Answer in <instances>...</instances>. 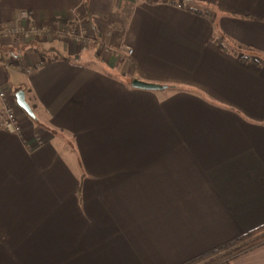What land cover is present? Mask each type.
Returning a JSON list of instances; mask_svg holds the SVG:
<instances>
[{
    "label": "crops",
    "instance_id": "0c3cea01",
    "mask_svg": "<svg viewBox=\"0 0 264 264\" xmlns=\"http://www.w3.org/2000/svg\"><path fill=\"white\" fill-rule=\"evenodd\" d=\"M20 10L92 40H0L35 114L0 130V264H182L264 224V0H0V25Z\"/></svg>",
    "mask_w": 264,
    "mask_h": 264
},
{
    "label": "built area",
    "instance_id": "2783aa9c",
    "mask_svg": "<svg viewBox=\"0 0 264 264\" xmlns=\"http://www.w3.org/2000/svg\"><path fill=\"white\" fill-rule=\"evenodd\" d=\"M112 28V25L108 26L107 32L109 33ZM49 33H53L54 37L62 41L79 46L88 45L92 40L91 34L78 20L65 27H61L56 23L52 25L44 22L39 23L38 21L31 20L27 10L18 11L13 21L0 25V40L9 39L21 42L30 38L46 39ZM102 43L99 42V45L104 51H108L110 47ZM121 49L125 50L128 55H131L133 52L128 46H123ZM16 67L20 71L30 73L33 69L39 67V65H36L34 68L20 62L17 63ZM19 108L13 100L10 90L0 83V130L15 133L24 139V132L18 117ZM38 142L41 143V138L38 139Z\"/></svg>",
    "mask_w": 264,
    "mask_h": 264
},
{
    "label": "trees",
    "instance_id": "16d2710c",
    "mask_svg": "<svg viewBox=\"0 0 264 264\" xmlns=\"http://www.w3.org/2000/svg\"><path fill=\"white\" fill-rule=\"evenodd\" d=\"M190 2L191 0H186ZM69 59V58H68ZM16 93V91L14 92ZM264 243V224L182 264H220Z\"/></svg>",
    "mask_w": 264,
    "mask_h": 264
},
{
    "label": "water",
    "instance_id": "95a60500",
    "mask_svg": "<svg viewBox=\"0 0 264 264\" xmlns=\"http://www.w3.org/2000/svg\"><path fill=\"white\" fill-rule=\"evenodd\" d=\"M132 86L141 88V89H147V90L163 89L165 87V85H161L158 83H152V82H146V81H143L137 78L133 79ZM15 99H16V104L20 107V109L25 111L29 116H32V117L35 116L32 107L26 100L25 93L23 90L16 91Z\"/></svg>",
    "mask_w": 264,
    "mask_h": 264
}]
</instances>
